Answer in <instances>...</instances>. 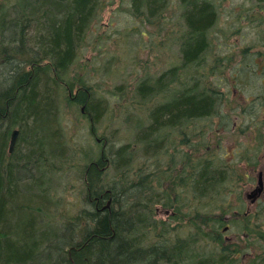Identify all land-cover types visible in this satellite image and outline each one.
<instances>
[{"label":"rangeland","instance_id":"rangeland-1","mask_svg":"<svg viewBox=\"0 0 264 264\" xmlns=\"http://www.w3.org/2000/svg\"><path fill=\"white\" fill-rule=\"evenodd\" d=\"M166 1L160 13L148 17L146 8L136 11L132 0H98L66 75L46 69L59 147L50 151L45 145L41 160L20 173L29 176L21 181L27 185L24 194L41 200L34 211L43 230L56 227L63 235L85 223V211L96 208V200L97 211L136 213V231L128 238L145 251L159 248L151 256L154 263L147 257L138 264H189L210 255L224 256L229 264H264V186L252 203L247 197L259 186L258 172L264 171L260 104L252 109V123L241 130L237 119L235 129L230 120L220 121L225 97L232 106L255 86L259 93L258 79L247 76L239 64L248 62L241 54L247 39L264 40V0H206L216 19L201 56L190 64L183 63L182 55L189 31L183 2ZM171 69L174 74L165 82L155 83ZM249 79L255 86L238 93L239 83L249 85ZM142 81L161 90L142 96L137 90ZM172 89H207L216 96V108L211 115L147 130L152 110L168 102ZM90 100L100 104L98 115ZM239 110L237 106L233 114ZM5 116L0 111V122ZM246 119L244 115L242 121ZM23 126L18 122L6 130L9 144L12 130L20 129L18 151ZM90 163L97 174L93 182ZM204 170L211 176L206 182ZM112 189L130 193L113 203ZM96 191H108L110 197L104 201L102 194L95 197ZM70 259L72 264H93L79 253Z\"/></svg>","mask_w":264,"mask_h":264},{"label":"trees","instance_id":"trees-1","mask_svg":"<svg viewBox=\"0 0 264 264\" xmlns=\"http://www.w3.org/2000/svg\"><path fill=\"white\" fill-rule=\"evenodd\" d=\"M97 1H0V34L4 37V42H0V111L6 114L3 122H0V264H46L48 261L51 264H72L70 257H75L77 253L87 260L92 258L93 264H138L147 261V257L155 262L151 256L158 249H136L133 237L128 238L136 231V213L130 215L126 210L113 209L109 213L106 208L101 211L93 208L85 211V223L76 231L71 229L67 235L59 233L56 227L45 231L41 218L34 211L41 200L35 202L33 195L24 194L23 188L27 185L21 184L29 176L23 177L20 173L31 171V167L43 155L45 145L49 146L50 151H56L59 147L55 101L52 89L47 84V71L52 70L62 78L66 75L75 61ZM182 2V16L189 29L182 44L183 63L190 64L201 56L208 42L206 33L214 24L216 11L206 0ZM132 4L136 11L145 7L147 16L153 17L165 8L167 1L132 0ZM26 64L30 69H26ZM173 70L163 73L155 83L165 82L164 78L169 77L170 72L174 74ZM151 85L142 81L137 90L142 96H151L161 90L160 86H157L159 90H152ZM172 94L167 103L152 110L153 123L147 130L162 123H174L183 117L211 115L216 108V96L207 89H201V92L197 89H172ZM90 102L94 110L100 105L94 100ZM95 114L98 115L99 110ZM18 122L24 125L21 131L22 147L19 151L16 148L15 156L7 160L4 152L6 130ZM94 164L88 166L91 172L94 170L90 176L91 179L95 177L92 182L97 180ZM201 174L204 182L211 177L205 170ZM112 191L115 195L113 203L119 202L120 196L130 193H124L123 189ZM101 194V191H96L95 197ZM102 195L104 201L110 197L108 191ZM95 202L100 208L97 200L93 204ZM68 246L72 256L66 249ZM45 254H48V261ZM189 264L229 263L224 256L210 255L194 259Z\"/></svg>","mask_w":264,"mask_h":264},{"label":"flooded vegetation","instance_id":"flooded-vegetation-1","mask_svg":"<svg viewBox=\"0 0 264 264\" xmlns=\"http://www.w3.org/2000/svg\"><path fill=\"white\" fill-rule=\"evenodd\" d=\"M247 41L248 43L246 44V46L241 49V54H245L248 62L245 63L242 67L240 63L239 64L240 70H242V72L246 71L247 76H250V77L254 76V78L258 79L259 82L257 84H259V87H260L259 93L258 94L254 93V89L256 90V86L251 79H249V85H247L248 82L239 83L238 88H237L238 93H239V90H247L254 86L255 88L251 89L248 93H246L247 95L243 100L236 102L232 106L227 101V97H225L226 99L223 101V111H221V119H220V121L225 119L226 122L230 120V123L233 124V129H235L240 122L241 127L239 128V130H241V128L244 127L246 124L250 125L252 123L250 117L253 118L255 116L254 113H252V109L257 103L260 104L259 108L263 116V117L262 116L260 117V124L263 123V120H264V115H263L264 114V40L262 42H257L256 40L251 38L250 41L248 39ZM258 43H261V44H258ZM240 59L241 61H243L242 57ZM220 96H221V104H222L223 95L221 94ZM240 96L242 97V95ZM250 96H253V97H250ZM240 102L242 103L238 105L237 103H240ZM237 106L240 108L239 110L240 113L239 115H236V114L234 115L233 111L237 108ZM225 113H228L229 117L226 118ZM244 115L247 116V119L245 121H242V117ZM236 119L239 122H237ZM257 125H259V123H257ZM225 126L229 127L228 124ZM249 128L252 129L251 127H245V129H249ZM262 129H264V126ZM263 172H264L263 170H260L258 172V179L261 180L262 182L264 178Z\"/></svg>","mask_w":264,"mask_h":264},{"label":"bare ground","instance_id":"bare-ground-1","mask_svg":"<svg viewBox=\"0 0 264 264\" xmlns=\"http://www.w3.org/2000/svg\"><path fill=\"white\" fill-rule=\"evenodd\" d=\"M179 121H180V120H177V121H175L174 123H162V124H159V125L155 126L156 131H157V129H158L161 125H164V124H175V123H178ZM14 130H17V134H16V138H15V141H14L13 146L10 147V140H9V144H6V145L4 146L5 158H7V160H9V158L15 156V155H14L15 145H16L17 140H18V138H19L20 129H13L12 132H13ZM11 134H12V133H11ZM10 138H11V136H10ZM20 138H21V137H20ZM89 166H90V164H89ZM96 208H98V205H96ZM133 245H134V248H136V249H141V247H140V245H139L138 243H135V244H133ZM152 249L154 250V249H159V248H158V247H155V248L153 247ZM163 252H164V250H163Z\"/></svg>","mask_w":264,"mask_h":264},{"label":"water","instance_id":"water-1","mask_svg":"<svg viewBox=\"0 0 264 264\" xmlns=\"http://www.w3.org/2000/svg\"><path fill=\"white\" fill-rule=\"evenodd\" d=\"M16 134H17V130H14L13 132H12V134H11V138H10V147H12L13 146V144H14V141H15V138H16ZM261 189L259 188V189H257L256 191H254V192H252L251 194H249V197H253V196H255V192H259Z\"/></svg>","mask_w":264,"mask_h":264}]
</instances>
